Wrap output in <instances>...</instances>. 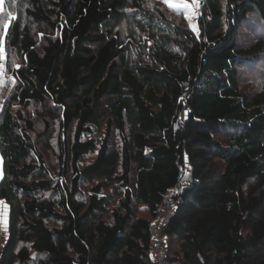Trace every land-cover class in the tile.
Segmentation results:
<instances>
[{
  "label": "trees",
  "instance_id": "1",
  "mask_svg": "<svg viewBox=\"0 0 264 264\" xmlns=\"http://www.w3.org/2000/svg\"><path fill=\"white\" fill-rule=\"evenodd\" d=\"M7 2L0 264H153L171 190L170 263L264 264V92L240 70L264 0H204L199 36L158 0Z\"/></svg>",
  "mask_w": 264,
  "mask_h": 264
},
{
  "label": "rangeland",
  "instance_id": "2",
  "mask_svg": "<svg viewBox=\"0 0 264 264\" xmlns=\"http://www.w3.org/2000/svg\"><path fill=\"white\" fill-rule=\"evenodd\" d=\"M158 1L164 3L163 0H158ZM203 1L204 0H199V7L196 8L195 5L193 4V0H186L187 3L193 4V10L197 13V15L192 18V24L196 26H197L198 15L200 14V8L202 6ZM173 3H180V0H173ZM9 6L11 5L8 4L7 0H0V31H1L0 44H1V53H2L1 60L3 61L0 63V113L5 107L6 102L10 97L9 91L11 84L13 82L12 81L13 79L11 78V75L9 73V69L5 65L6 64L5 62L7 60V54L4 48L5 28L7 27L6 25L10 21V18L11 16H13V14L10 12L8 17L6 16L5 18H2L5 16V14H7V11L10 10ZM257 18L258 17L256 12H252L250 18L246 21L245 26L248 27L247 28L245 27L246 30L243 31V37L240 38V42L242 46H245L248 42H251L256 38H259L260 36H264L262 25L260 24ZM240 70L242 71L241 86H242V90L245 93L252 95L253 93L256 92H264V54L262 55V59H260L259 61L254 60L252 63L242 66ZM11 110L13 114L12 123L15 127L20 128L29 116L26 109H24L23 106L20 105L19 103H13ZM55 139H56V135L52 140V144L54 146H56L57 144ZM0 220H3V218L2 219L0 218Z\"/></svg>",
  "mask_w": 264,
  "mask_h": 264
},
{
  "label": "built area",
  "instance_id": "3",
  "mask_svg": "<svg viewBox=\"0 0 264 264\" xmlns=\"http://www.w3.org/2000/svg\"><path fill=\"white\" fill-rule=\"evenodd\" d=\"M174 190L167 193L162 206H161V217L155 223L153 238L151 242V258L153 264H173L168 261L167 247L162 235V230L165 224L169 221L172 216L177 203L181 200V196Z\"/></svg>",
  "mask_w": 264,
  "mask_h": 264
},
{
  "label": "snow or ice",
  "instance_id": "4",
  "mask_svg": "<svg viewBox=\"0 0 264 264\" xmlns=\"http://www.w3.org/2000/svg\"><path fill=\"white\" fill-rule=\"evenodd\" d=\"M163 2L167 4L170 8H172L173 11L177 13L183 12L185 17L189 20L192 30L197 34V36H199V30L197 26L192 24V18L197 15V13L193 10V4L195 5L196 8H198L199 0H193V4L187 3L186 0H180V3H173V0H163ZM3 203L4 202L0 201V204H3ZM0 223H2L6 229L7 227L6 218L0 221Z\"/></svg>",
  "mask_w": 264,
  "mask_h": 264
},
{
  "label": "crops",
  "instance_id": "5",
  "mask_svg": "<svg viewBox=\"0 0 264 264\" xmlns=\"http://www.w3.org/2000/svg\"><path fill=\"white\" fill-rule=\"evenodd\" d=\"M3 163H4V160H3V157L0 153V180L2 179L3 173H4L3 167H2ZM0 201L4 202L3 204H0V218L1 219L6 218V221H7L9 213H10V205L5 200L0 199ZM0 221H2V220H0ZM8 231H9L8 224H7V227L5 229L4 225L2 223H0V252H1V249L4 246L5 241L7 239ZM173 264H175V263H173Z\"/></svg>",
  "mask_w": 264,
  "mask_h": 264
}]
</instances>
